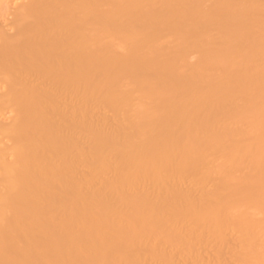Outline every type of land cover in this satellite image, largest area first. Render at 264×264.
I'll use <instances>...</instances> for the list:
<instances>
[{
  "label": "bare ground",
  "instance_id": "bare-ground-1",
  "mask_svg": "<svg viewBox=\"0 0 264 264\" xmlns=\"http://www.w3.org/2000/svg\"><path fill=\"white\" fill-rule=\"evenodd\" d=\"M0 264H264V0H0Z\"/></svg>",
  "mask_w": 264,
  "mask_h": 264
}]
</instances>
